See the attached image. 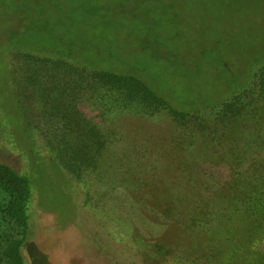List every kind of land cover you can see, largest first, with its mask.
<instances>
[{
	"label": "rangeland",
	"instance_id": "obj_1",
	"mask_svg": "<svg viewBox=\"0 0 264 264\" xmlns=\"http://www.w3.org/2000/svg\"><path fill=\"white\" fill-rule=\"evenodd\" d=\"M20 53L130 74L175 108L199 109L229 97L253 69L264 68V61L257 64L264 58V0H0V108L7 112L4 121L0 117V160L32 176L40 190L33 192L24 244L30 264H42L41 253L48 264H141L134 236L142 242L159 235L184 240L178 226L159 221L165 214L160 204L175 197L177 171L199 162V169L220 182L236 158L225 150H242L247 140L252 150H264L261 86L244 98L247 118L234 126L211 116V128L203 133L164 110L150 113L109 95L93 99L85 91L72 112L83 113L104 144L99 154L89 150L97 163L85 164L82 180L73 182L24 133L12 84L24 109H42L22 91ZM49 67L52 83L57 70ZM259 78L257 73L250 84H263ZM46 115L27 113V128L33 130L37 118L55 124ZM59 119L58 135L75 142V129L62 115ZM186 148L202 151L188 157L173 151ZM73 151L63 154L69 158ZM3 196L0 192V201ZM1 231L10 237L17 229L6 223Z\"/></svg>",
	"mask_w": 264,
	"mask_h": 264
},
{
	"label": "trees",
	"instance_id": "obj_2",
	"mask_svg": "<svg viewBox=\"0 0 264 264\" xmlns=\"http://www.w3.org/2000/svg\"><path fill=\"white\" fill-rule=\"evenodd\" d=\"M20 54L25 61V68H22L19 78L23 77L20 83L23 82L25 90L22 91L43 110H35V115L47 114L46 116L55 118L53 125L48 120L37 118L41 127L35 123L34 128H31L33 130H29L27 113L34 114L32 107L29 106L26 110L20 105L16 86L11 83L24 133L33 138L32 147L42 150L47 157L62 166L73 182L82 180L85 164L89 166L91 162L97 163V157L91 156L89 150H96L99 154L104 144L100 130L94 132L93 127L89 126L90 122H87L80 111L78 117L72 112L82 100V92H89V97L93 99L96 96L104 99L107 95L116 97L126 107L135 105L150 113L164 110L177 122L189 121L203 133L205 128L210 127L208 123L212 121L211 116L215 117V121L234 126L238 120L247 118L251 112L246 107L245 96L253 94L254 89L260 86L261 91H264L263 82L260 85L256 83L255 86L250 84L257 73L264 81V68L259 72L253 69L249 79L229 97L199 109L179 110L133 75L111 70H85L69 66L65 60L30 53ZM263 61L262 57L257 64H262ZM51 65L57 70V76L52 73V83L48 72H45ZM9 76L11 81L10 72ZM59 115L68 119L64 123L75 129V142L58 135V130L61 129ZM6 116L7 112L0 108L1 120L4 121ZM4 126L11 127L5 123ZM38 128L41 131L36 136L34 133ZM10 135L20 141L12 129ZM217 139L214 137L213 143L216 144ZM242 146V150H225V154L236 153V158L235 164L229 169L228 178L223 181L217 182L214 175L204 173L199 169V162L194 167H182L177 171L179 182L173 188L175 197L160 204L165 214L159 221L166 226H178L185 235L184 240L159 235L155 240L147 239L142 242L134 236V241L138 242L139 247L135 249L138 250L141 264H264V150H252L248 140ZM30 150L31 148L27 152ZM64 150L74 151L67 158L63 154ZM173 151L176 154L181 151V157L184 154L188 157L195 155V151L202 150L186 148ZM34 182L32 176L20 172L13 164L0 160V192L4 195L0 201V245H3L0 264H30L24 252V244L31 229L33 192L38 189ZM38 191L40 193L39 189ZM142 219L145 222L148 220L146 217ZM124 222L127 223L125 228L129 229L128 222ZM6 223H12V227L17 229L16 234L6 237L2 233V227ZM39 256L42 264H48L45 254L41 253Z\"/></svg>",
	"mask_w": 264,
	"mask_h": 264
}]
</instances>
